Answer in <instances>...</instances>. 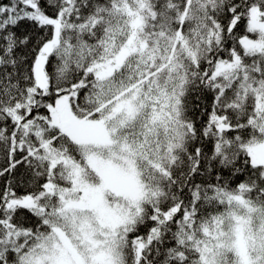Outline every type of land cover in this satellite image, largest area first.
<instances>
[{"label":"snow or ice","instance_id":"1","mask_svg":"<svg viewBox=\"0 0 264 264\" xmlns=\"http://www.w3.org/2000/svg\"><path fill=\"white\" fill-rule=\"evenodd\" d=\"M0 264H264V0H0Z\"/></svg>","mask_w":264,"mask_h":264},{"label":"trees","instance_id":"2","mask_svg":"<svg viewBox=\"0 0 264 264\" xmlns=\"http://www.w3.org/2000/svg\"><path fill=\"white\" fill-rule=\"evenodd\" d=\"M31 31V28H30V26H28V25H21V27L18 29V31L19 32H24V31Z\"/></svg>","mask_w":264,"mask_h":264}]
</instances>
